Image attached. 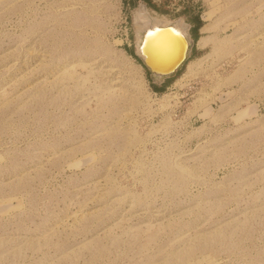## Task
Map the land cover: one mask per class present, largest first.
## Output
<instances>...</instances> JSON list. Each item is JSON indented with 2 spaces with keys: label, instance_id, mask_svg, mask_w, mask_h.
Masks as SVG:
<instances>
[{
  "label": "rangeland",
  "instance_id": "obj_1",
  "mask_svg": "<svg viewBox=\"0 0 264 264\" xmlns=\"http://www.w3.org/2000/svg\"><path fill=\"white\" fill-rule=\"evenodd\" d=\"M0 264H264V0H0Z\"/></svg>",
  "mask_w": 264,
  "mask_h": 264
},
{
  "label": "water",
  "instance_id": "obj_2",
  "mask_svg": "<svg viewBox=\"0 0 264 264\" xmlns=\"http://www.w3.org/2000/svg\"><path fill=\"white\" fill-rule=\"evenodd\" d=\"M188 34L172 25L160 26L148 23L139 33L138 48L142 57L136 55L158 84L172 77L188 59L191 50Z\"/></svg>",
  "mask_w": 264,
  "mask_h": 264
},
{
  "label": "bare ground",
  "instance_id": "obj_3",
  "mask_svg": "<svg viewBox=\"0 0 264 264\" xmlns=\"http://www.w3.org/2000/svg\"><path fill=\"white\" fill-rule=\"evenodd\" d=\"M140 14L144 17L143 21H139L138 19H135V24H136V29H135V33H136V38H135V46H136V55L142 57L140 50L138 48V42H139V33L141 32V30L148 24V23H153L154 25H160V26H168V25H172L176 30L180 31L181 33L185 34V29L184 27L180 24V23H164L161 22L157 19L151 18L149 17L145 12H140Z\"/></svg>",
  "mask_w": 264,
  "mask_h": 264
},
{
  "label": "crops",
  "instance_id": "obj_4",
  "mask_svg": "<svg viewBox=\"0 0 264 264\" xmlns=\"http://www.w3.org/2000/svg\"><path fill=\"white\" fill-rule=\"evenodd\" d=\"M200 39H202L201 37L200 38H198V41H197V44L199 45L200 44ZM200 48H202V47H200Z\"/></svg>",
  "mask_w": 264,
  "mask_h": 264
},
{
  "label": "trees",
  "instance_id": "obj_5",
  "mask_svg": "<svg viewBox=\"0 0 264 264\" xmlns=\"http://www.w3.org/2000/svg\"><path fill=\"white\" fill-rule=\"evenodd\" d=\"M198 27H199V23H198Z\"/></svg>",
  "mask_w": 264,
  "mask_h": 264
}]
</instances>
